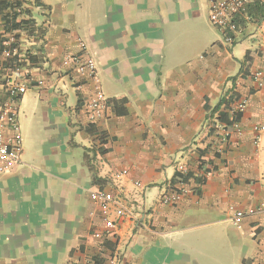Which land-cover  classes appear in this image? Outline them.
Masks as SVG:
<instances>
[{"label": "crops", "instance_id": "obj_1", "mask_svg": "<svg viewBox=\"0 0 264 264\" xmlns=\"http://www.w3.org/2000/svg\"><path fill=\"white\" fill-rule=\"evenodd\" d=\"M27 1L35 25L17 38L0 10V39L18 43L14 62L0 51V102L10 81L38 85L19 101L21 161L0 175V264H264V211L238 227L231 210L264 204V87L251 78L264 20L248 10L228 46L209 0ZM67 54L92 56L97 80ZM98 85L108 107L93 124ZM232 91L248 106L223 142L213 125ZM180 166L192 177L172 186ZM97 190L128 211L102 238Z\"/></svg>", "mask_w": 264, "mask_h": 264}, {"label": "built area", "instance_id": "obj_2", "mask_svg": "<svg viewBox=\"0 0 264 264\" xmlns=\"http://www.w3.org/2000/svg\"><path fill=\"white\" fill-rule=\"evenodd\" d=\"M258 2L264 4V0H209V19L223 34V41L226 45L232 46L240 33V17L248 13L249 6ZM13 53L18 52V48L4 50L8 58ZM63 63L73 67L81 76L89 80H97V64L92 56H82L67 54ZM251 78L258 89L264 87V73L255 70ZM38 89V85L32 83L30 77L26 76L23 82L16 80L10 81L7 85V98L0 102V175L9 172L15 163L21 161L22 154V135L18 121L20 98L30 89ZM248 97L239 96L232 108V115H241L247 109ZM108 107V98L101 85H98L93 95L87 100L85 105L86 118L89 123H96L105 116ZM241 130L240 120H236L229 127L224 122L216 119L213 125V134L223 142L229 140L231 130ZM256 132L264 131V126H255ZM178 171L187 173L185 166H180ZM127 170L122 171V175ZM136 185L141 186L139 182ZM92 199L96 201L104 216V230L94 234L95 238H102L112 235L117 229L116 217L128 214L127 209L116 197L104 190L92 192ZM180 198L178 192H171L164 196L163 201L167 204H175ZM233 212L234 223L241 227L243 220L258 212L264 211V204L258 208L250 207L245 209H231Z\"/></svg>", "mask_w": 264, "mask_h": 264}, {"label": "trees", "instance_id": "obj_3", "mask_svg": "<svg viewBox=\"0 0 264 264\" xmlns=\"http://www.w3.org/2000/svg\"><path fill=\"white\" fill-rule=\"evenodd\" d=\"M31 3L27 0H0V10L6 11L5 20H6V31L11 34H16L15 37H18L20 32H31L32 28L35 25L34 19L31 18L32 9L30 7ZM34 6V5H33ZM249 17L253 23H261L264 20V4L254 2L249 6ZM8 38L0 39L2 46L0 51L18 48V43L15 39L13 42L7 45H4V41H8ZM18 54L13 53L8 60L16 61ZM249 59V55L246 57V61ZM9 61V62H10ZM239 95L236 91H232L228 94L227 101L225 105L221 108L222 104L216 109L217 119L227 124L229 127L232 126V123L236 120H240L241 115H232V104L235 103ZM213 132V131H212ZM192 177V173L189 171L187 173H182L177 171L174 178L171 181V185H177L180 183H187Z\"/></svg>", "mask_w": 264, "mask_h": 264}]
</instances>
